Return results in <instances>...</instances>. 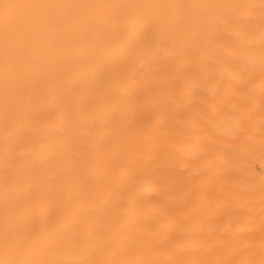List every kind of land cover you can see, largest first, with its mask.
<instances>
[{
    "label": "bare ground",
    "instance_id": "obj_1",
    "mask_svg": "<svg viewBox=\"0 0 264 264\" xmlns=\"http://www.w3.org/2000/svg\"><path fill=\"white\" fill-rule=\"evenodd\" d=\"M0 264H264V0H0Z\"/></svg>",
    "mask_w": 264,
    "mask_h": 264
}]
</instances>
